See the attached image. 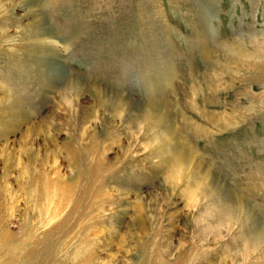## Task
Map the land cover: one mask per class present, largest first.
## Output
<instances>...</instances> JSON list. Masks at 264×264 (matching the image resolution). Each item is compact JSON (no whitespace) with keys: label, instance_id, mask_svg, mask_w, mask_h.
<instances>
[{"label":"bare ground","instance_id":"obj_1","mask_svg":"<svg viewBox=\"0 0 264 264\" xmlns=\"http://www.w3.org/2000/svg\"><path fill=\"white\" fill-rule=\"evenodd\" d=\"M18 8L23 12L15 19L12 12ZM11 29L12 35L9 34ZM57 38L38 8L37 0H0V57L7 60L5 65L31 70L32 64H36L38 67L32 70L41 73L42 81H38L41 95L52 97L58 93V84L62 80L66 86L64 93L59 92L60 100L51 108L50 118L56 120L54 111L63 100L66 102L62 117L65 125L62 123L59 126L52 119L50 121L56 134L48 131L50 125L47 126L46 118L40 120L42 123L33 124L26 104L19 99L23 96L16 97L12 92L0 90V140L22 126L26 127L17 141V150L14 145L11 148L8 144L0 148L3 165L0 176V264H121L118 252L127 261L156 264L157 258L152 257V253L156 252L146 244L149 236L143 242L137 234L128 235L141 233L143 229L164 230L165 238L159 242L165 255L179 256L181 253H174L169 242L173 233L178 231L177 226L183 216L178 206L172 204L176 196H179L182 208H188L185 212L188 219L185 234H194L204 245L224 243L223 256L218 264H264V223L253 213L242 195L235 193L183 150L177 127L165 104L157 99L148 104H134L93 90L95 104L83 106L79 100L85 90L62 68L63 58L58 53ZM250 41L261 53H248L245 45L240 44L239 48L246 58L252 61L256 57L264 58V31L252 32ZM3 53L8 58L3 57ZM44 79H52L53 83L50 85ZM75 102L77 105H74ZM253 103L264 104V93L253 95ZM100 112H103L102 116ZM116 123H119L118 126ZM45 126L47 131L44 133L42 127ZM63 126L68 129L66 141L62 143L67 174H62L57 165L58 152L38 143L43 138L45 142L58 146V133ZM98 130L101 133L97 134ZM124 133L128 136L122 143ZM142 155L141 160L138 156ZM53 156L55 159L50 166L49 157ZM14 170L17 172L14 181L18 191L9 186ZM164 170L169 174L163 188H169L173 198L166 195L160 197L157 192L144 196L138 189L145 183L152 188L156 175ZM21 189L28 194L27 200L23 198ZM24 200L28 206L25 212H20L18 206ZM160 200L165 203V208L163 204H158ZM155 202L158 207H155ZM114 206H117L116 210ZM106 207L110 217L101 220L98 217L106 214L102 212ZM16 210L19 211L17 214L14 213ZM5 212L10 224L12 216L17 221L20 218L19 238L9 228L10 224L4 222ZM45 219L48 226L58 222L50 229L46 227L47 231L40 234ZM80 232V249L70 254V261L61 257L58 260L55 239L59 236L69 238ZM102 232L108 235L105 251L115 250L114 245L122 233L125 234V242L117 253L110 252L108 262L97 258L95 253L81 259V249L92 250L87 244L90 234L99 235ZM187 245L183 243L180 248ZM240 248H243L242 251ZM57 253L61 256L60 251ZM187 256H179L174 264H183ZM212 264L216 263L212 261Z\"/></svg>","mask_w":264,"mask_h":264},{"label":"rangeland","instance_id":"obj_2","mask_svg":"<svg viewBox=\"0 0 264 264\" xmlns=\"http://www.w3.org/2000/svg\"><path fill=\"white\" fill-rule=\"evenodd\" d=\"M37 4L58 37L62 68L85 90L79 100L83 106L95 104L93 90L134 104H148L152 99L162 101L177 127L183 150L235 193L242 195L264 223V104L253 103V95L264 93V58L249 60L239 48L244 44L248 53L260 55L250 39L252 32L264 31V0H37ZM22 12L18 8L12 12V17L18 19ZM9 34H13V29ZM2 55L8 58L5 53ZM6 62L0 57V90L12 92L16 97L23 96V100L19 99L26 104L33 124L37 125L46 118L47 126L50 125L48 131L56 134L54 124H50V113L60 100L61 91H66L63 80L58 84V93L52 97L41 95L38 86V81H42L41 73L32 70L38 67L36 64H32L31 70H24L5 65ZM45 82L51 85L53 80L46 79ZM65 110L66 102L63 100L54 111L56 120L52 119L59 126L65 125L62 120ZM47 126L42 127L44 133ZM25 129L22 126L1 139L0 148L8 144L17 150V141ZM67 130L63 126L58 133V146L45 142L43 138L38 140L39 144H46L58 152L57 165L62 174H67L66 153L62 150ZM127 136V133L123 134L122 143ZM110 156L115 157V154ZM143 157L138 156L141 160ZM54 159V156L49 157L50 166ZM2 168L0 155V176ZM11 174L9 186L18 191L14 181L17 172L14 170ZM168 174L164 170L156 175L152 188L145 183L138 190L144 196L157 192L160 197L173 198L169 188H163ZM21 192L24 193L25 189ZM23 198L27 200L28 194L24 193ZM176 198L172 204L178 206L183 216L178 223V231L171 237L167 234L174 253L188 255L183 264H212V261L218 264L223 256L224 243L204 245L194 234H185L188 222L185 212L188 208H182L179 196ZM16 204L19 203L16 201ZM158 204H163V208L166 206L161 200ZM26 206V201H22L19 211L25 212ZM114 208L116 210L117 206ZM102 212L106 214L98 218L107 220L110 211L106 207ZM130 213L134 214L131 210ZM10 219L11 224L5 212L4 222L10 224L9 228L19 238L20 218L19 222L13 216ZM127 220L125 218V222ZM57 222L48 226L45 219L40 234ZM132 234L139 235L143 242L149 236L146 244L156 252L152 253V257L157 258L156 264H174L179 257L165 255L159 242L165 238L164 230L143 229L141 233L128 235ZM87 237L85 239L89 238L87 244L92 250L81 249V259L95 253L97 258L108 262L110 252L117 253L125 242V234L122 233L114 245L115 250L109 249L108 252L105 251L106 232ZM81 240V232L69 238L57 237L54 241L57 259L61 257L70 261V254L80 249L78 242ZM183 243L189 245L180 248ZM131 253H135L134 250ZM117 255L121 264H140L127 261L120 252Z\"/></svg>","mask_w":264,"mask_h":264}]
</instances>
